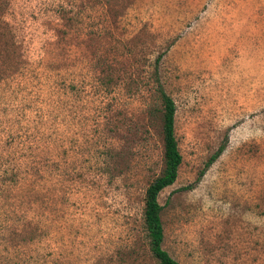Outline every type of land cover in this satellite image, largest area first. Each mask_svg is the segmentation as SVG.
<instances>
[{
  "label": "rangeland",
  "instance_id": "obj_1",
  "mask_svg": "<svg viewBox=\"0 0 264 264\" xmlns=\"http://www.w3.org/2000/svg\"><path fill=\"white\" fill-rule=\"evenodd\" d=\"M154 70L181 156L162 249L264 264V0H0V264H156Z\"/></svg>",
  "mask_w": 264,
  "mask_h": 264
},
{
  "label": "trees",
  "instance_id": "obj_2",
  "mask_svg": "<svg viewBox=\"0 0 264 264\" xmlns=\"http://www.w3.org/2000/svg\"><path fill=\"white\" fill-rule=\"evenodd\" d=\"M156 75V70H154L153 79L155 85L153 89L159 102L158 112H160L162 170L160 174L156 176L144 189L141 209V224L145 233L149 255L156 262V264H178L161 247L163 232L160 221L161 207L157 203V195L162 189L174 183L177 175V169L181 163V156L177 148L173 129L175 107L171 98L168 97L162 90ZM30 146L31 144L29 142V147ZM222 150V147H219L208 158L206 167L214 162ZM1 161L7 160L1 158L0 156V162ZM10 185H16V181H14L13 178H11L9 182L5 181L4 185L1 186V191H9Z\"/></svg>",
  "mask_w": 264,
  "mask_h": 264
}]
</instances>
